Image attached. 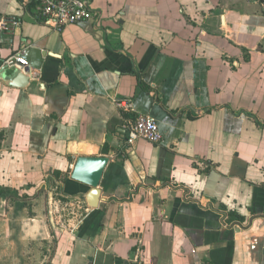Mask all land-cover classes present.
<instances>
[{"label": "crops", "instance_id": "crops-1", "mask_svg": "<svg viewBox=\"0 0 264 264\" xmlns=\"http://www.w3.org/2000/svg\"><path fill=\"white\" fill-rule=\"evenodd\" d=\"M92 4L59 30L0 0V188H45L0 199V264H264V0ZM139 115L163 143L128 142ZM83 156L110 158L97 209Z\"/></svg>", "mask_w": 264, "mask_h": 264}, {"label": "built area", "instance_id": "built-area-1", "mask_svg": "<svg viewBox=\"0 0 264 264\" xmlns=\"http://www.w3.org/2000/svg\"><path fill=\"white\" fill-rule=\"evenodd\" d=\"M93 0H40V5L34 18L37 22L54 29L62 30L67 26L91 21L94 17ZM19 25L16 19L0 23L2 31H10ZM16 67L20 71L29 67V63L22 55H15L8 59L4 67ZM124 111L131 112L133 103L125 101L117 103ZM136 140H145L152 144H161L164 141L163 133L157 121L149 115H139L129 130V143Z\"/></svg>", "mask_w": 264, "mask_h": 264}, {"label": "water", "instance_id": "water-1", "mask_svg": "<svg viewBox=\"0 0 264 264\" xmlns=\"http://www.w3.org/2000/svg\"><path fill=\"white\" fill-rule=\"evenodd\" d=\"M33 52L38 54V51L32 49ZM7 68H4L2 74H7ZM10 70V69H9ZM8 70V71H9ZM12 76L14 78V86H21L26 83V75L19 69L12 67ZM10 70V71H11ZM29 69L25 70V73ZM110 163L109 157H79L73 168L71 178L74 181L82 183L91 188L90 192L85 195L87 204L92 209H97L99 202L101 201V189L100 184L105 173L107 166ZM128 264V263H126Z\"/></svg>", "mask_w": 264, "mask_h": 264}, {"label": "trees", "instance_id": "trees-1", "mask_svg": "<svg viewBox=\"0 0 264 264\" xmlns=\"http://www.w3.org/2000/svg\"><path fill=\"white\" fill-rule=\"evenodd\" d=\"M27 188H31L28 186ZM45 192V188L38 190V193L31 196L28 193H21L18 190L12 189H4L0 188V199H5L8 203L20 205L21 207L25 208L28 207L31 203H33L38 196L42 195Z\"/></svg>", "mask_w": 264, "mask_h": 264}, {"label": "rangeland", "instance_id": "rangeland-1", "mask_svg": "<svg viewBox=\"0 0 264 264\" xmlns=\"http://www.w3.org/2000/svg\"><path fill=\"white\" fill-rule=\"evenodd\" d=\"M67 209H65L62 212H58V214H57L61 218L62 221H64L65 219H67V218H69L71 216H75V213H74V211L72 209H70V208H67Z\"/></svg>", "mask_w": 264, "mask_h": 264}]
</instances>
